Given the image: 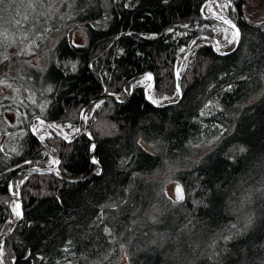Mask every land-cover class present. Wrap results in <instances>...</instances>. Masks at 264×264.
<instances>
[{"label": "trees", "instance_id": "16d2710c", "mask_svg": "<svg viewBox=\"0 0 264 264\" xmlns=\"http://www.w3.org/2000/svg\"><path fill=\"white\" fill-rule=\"evenodd\" d=\"M206 1L0 0V235L14 218L18 170L53 155L60 175L77 180L21 182L23 218L1 245L3 264H118L122 252L127 264H264V28L245 19V0L226 10L237 47L196 46L178 102L154 106L139 82L123 102H99L85 126L101 172L89 176L97 166L80 128L43 142L31 127L36 118L79 126L92 98L141 73L153 77L155 103L171 97L181 49L213 35ZM80 26L85 43L75 45ZM54 32L44 67L28 64ZM170 169L181 200L156 179Z\"/></svg>", "mask_w": 264, "mask_h": 264}, {"label": "rangeland", "instance_id": "374dc122", "mask_svg": "<svg viewBox=\"0 0 264 264\" xmlns=\"http://www.w3.org/2000/svg\"><path fill=\"white\" fill-rule=\"evenodd\" d=\"M231 2H233V1H231ZM231 2L220 1L217 3L210 4L205 8L203 15L202 14L201 15L203 18H204V16H207V15L212 14V13L226 16L227 7ZM242 8H243L244 17L247 21H249L252 24L260 25L264 28V0H245V3H244ZM204 19H210V18H204ZM213 20L215 21V23L211 24V26L209 27L212 29L213 35L205 33L204 31H201L197 34L198 35L199 34H208L210 36H213L215 39V47L219 50H225L226 48L231 46V44L233 43V41L235 39V31L232 30L231 28H229L228 26L224 25L220 21H218L216 19H213ZM71 33H72L71 34V41L73 42V44L83 45L85 43L84 32H83V29L81 26L76 28L75 30H73ZM197 34H196V36H197ZM59 35H60L59 32H54L50 36V39L47 41L46 46L39 52V54L37 56H34L30 60H28V64L43 68L44 64L42 61L44 60V55L49 50V48H51V45H53L57 41V39L60 37ZM229 41H231V43H229ZM201 44H207V42H205V41L200 42L196 46H199ZM182 52H183V49H181L180 54ZM177 60H178V58H177ZM185 63H186V61H185ZM185 63H184V65H185ZM184 65L182 67H184ZM147 77H149V76H147V75L143 76L137 82H139V84H141L142 86H146L151 81V79H148ZM150 92H151V90H150ZM106 94H114V93H106ZM115 95H116V97H121L122 92L117 93V94L115 93ZM173 98H175V89H174V93L171 97H168L165 99H160V100H157L156 102L160 103V102H163L165 100H169V99H173ZM98 104H96L92 108L91 113L88 116H84L85 122L90 118L91 114L93 113L94 109L98 106ZM79 115H80V113H79ZM41 121L43 123H41ZM31 127H32L33 132L36 135H38V137L43 142L46 139H48L49 137H51L52 135H57L61 139H63L64 141H70L73 139L75 134L79 131L80 125L72 127L68 124L61 125L58 123H50V122H46L40 118H36L33 120ZM208 149L209 148L202 151L201 154L207 152ZM57 164H58L57 158L52 155V157L50 158V160L48 162V165L45 167H55ZM174 171L175 170H173V169L167 170L160 177L156 178L158 181H162L164 183L165 193L172 200L175 199L174 189L177 185H179V183L177 181H175L173 178ZM20 184H21V182L19 183L18 188H19ZM181 192L183 193L182 189H181ZM18 195H19V192H18ZM11 204L13 207V212H14V217H15V214H16L15 200L12 199ZM1 252H2V250L0 247V256H1ZM0 262H1V259H0ZM118 264H127V259H126L125 254L123 252L121 254V259H120V262Z\"/></svg>", "mask_w": 264, "mask_h": 264}, {"label": "water", "instance_id": "95a60500", "mask_svg": "<svg viewBox=\"0 0 264 264\" xmlns=\"http://www.w3.org/2000/svg\"><path fill=\"white\" fill-rule=\"evenodd\" d=\"M220 1H236V0H207L202 9H201V14L203 15L205 8L213 3H217ZM204 18H210V19H216L218 21H220L221 23H223L224 25L228 26L229 28H231L232 30L235 31V39L233 41V43L231 44V46H229L228 48H226L225 50H219L215 47V39L213 36H210L208 34H199L196 37L193 38V40L190 42V44L184 49V51L179 55L178 60L175 64L174 67V80H175V98L173 99H169V100H165L163 102L160 103H155L151 97H150V90L152 88L153 85V77L150 73H141L138 76H135L134 78L130 79L124 86L122 89V96L121 97H116L115 94H102L99 96H96L94 98H92L86 105H84V107L81 109L80 111V115H79V125H80V129L82 131V133L91 141L92 143V149H91V153H90V158L91 161L94 160L93 158V146H95L94 141L90 138L89 134L87 133L86 130V126H85V121H84V114L85 112L90 109L93 108L96 104H98L101 100L103 99H110L116 102H123L130 90L132 85L139 81L143 76H150L151 77V81L144 86V93L146 96V99L149 103L153 104L154 106L157 107H165V106H169L172 105L176 102H178V100L181 98V87H180V69L182 68V66L184 65L188 55L192 52V50L194 49V47L200 43V42H207L208 44L211 45L213 51L218 54V55H225V54H229L232 51L235 50V48L237 47L238 43H239V39H240V30L239 27L234 23L233 20H231L229 17H226L224 15H219V14H209L207 16H204ZM238 32V35H237ZM95 148V147H94ZM93 163V162H92ZM97 166L96 171H94L93 173H91L89 176L95 175L99 172H101V167L99 164L93 163ZM52 174L53 176L57 177L60 180L63 181H69V182H77V180H67L65 178H63L60 173H59V163L55 166V167H29V168H23L18 170L10 179L9 181V185H8V191L12 197L13 200H16L19 207H18V212L20 213V215L15 214L14 219L10 222L9 226L7 227V229L0 235V247L3 244V242L5 241V239L7 238V236L13 231V229L15 228V226L21 221V219L23 218V205H22V200L20 195H14V193L11 190V186H12V182L19 178V182H22L26 177L30 176V175H34V174ZM88 178V177H87ZM85 178H83L82 180H84ZM81 180V181H82ZM180 187V186H179ZM177 186L174 189V197L176 200H181V199H177V192H176ZM181 189V188H180ZM182 196V192L180 193ZM0 264H3L2 262H0Z\"/></svg>", "mask_w": 264, "mask_h": 264}, {"label": "bare ground", "instance_id": "6f19581e", "mask_svg": "<svg viewBox=\"0 0 264 264\" xmlns=\"http://www.w3.org/2000/svg\"><path fill=\"white\" fill-rule=\"evenodd\" d=\"M91 110H92V108H90V109H88L86 112H85V114H84V116H88L90 113H91ZM19 178H17V179H15L13 182H12V186H11V190H12V192L14 193V195H18V185H19ZM15 203H16V206L18 205V203H17V201L15 200ZM18 212V208L16 207V213Z\"/></svg>", "mask_w": 264, "mask_h": 264}, {"label": "snow or ice", "instance_id": "6c2138e0", "mask_svg": "<svg viewBox=\"0 0 264 264\" xmlns=\"http://www.w3.org/2000/svg\"><path fill=\"white\" fill-rule=\"evenodd\" d=\"M237 35H238V32H237ZM229 43H231V41H229ZM147 78H148V79H151V77H150V76H149V77H147ZM41 123H43V122L41 121ZM94 147H95V146H93V151H94ZM241 151H244V149L242 148V149H241ZM92 162H93V163H96V161H95V160H93ZM176 192H177V199H182L183 197H182V195L180 194V193H181V189H180L179 185H177ZM16 207L18 208V207H19V205H17ZM16 214H17V215H20V213H19V212H17Z\"/></svg>", "mask_w": 264, "mask_h": 264}]
</instances>
